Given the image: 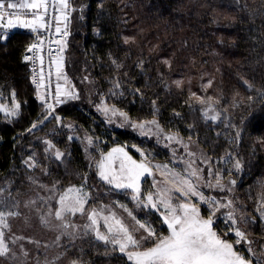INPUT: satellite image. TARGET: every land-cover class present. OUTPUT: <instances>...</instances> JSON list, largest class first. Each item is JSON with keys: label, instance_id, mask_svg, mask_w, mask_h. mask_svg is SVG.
I'll return each mask as SVG.
<instances>
[{"label": "trees", "instance_id": "1", "mask_svg": "<svg viewBox=\"0 0 264 264\" xmlns=\"http://www.w3.org/2000/svg\"><path fill=\"white\" fill-rule=\"evenodd\" d=\"M70 2L75 11L70 14L63 71L79 99L55 106L59 121L42 119L46 113L29 81L23 54L32 35L17 30L7 41L0 40V102L21 104L17 116L0 112V188L21 197L29 191H48L40 183L51 188L55 182L66 189L79 185L85 176L88 186L102 188L87 165L82 133L102 150L119 141L157 148L152 139L110 124L98 113L96 105L110 94L112 107L130 119H155L164 131L201 142L214 158L230 151L242 160V176L227 195L237 217L249 221L237 227L252 247L259 245L260 252L264 239L255 214L264 201V101L246 107L249 95L254 100L264 96V0ZM205 75L217 81L234 79L235 87L239 79L248 84L239 97L241 106L227 109L231 118L227 126L206 121L185 81L177 86L182 79ZM113 91L123 94L113 96ZM33 124L36 127L28 131ZM45 141L65 154L63 162L48 154ZM26 161L35 167H27ZM70 257L80 264H130L92 239L76 243Z\"/></svg>", "mask_w": 264, "mask_h": 264}, {"label": "snow or ice", "instance_id": "2", "mask_svg": "<svg viewBox=\"0 0 264 264\" xmlns=\"http://www.w3.org/2000/svg\"><path fill=\"white\" fill-rule=\"evenodd\" d=\"M75 11L70 0H0V40L7 41L9 38L8 30L27 29L30 33L35 34V42L26 48V53L33 55H25L24 61H33L34 57L40 60V81L45 79L43 73V44L44 37L40 33H48L53 31L57 37H67V31L70 14ZM63 25V27H61ZM127 43V38L125 39ZM59 45V48L53 50L51 44ZM64 51V44L61 39L49 41L47 55L50 58V65L55 64L56 79L61 78L67 81V77L63 73V58L59 54ZM56 59H52L53 56ZM115 63V61H114ZM32 82L37 84V88L43 87L42 83H37L36 69L32 68ZM49 80L51 72H49ZM179 86L180 81H177ZM211 81L208 82V86ZM120 88L117 82L116 89ZM138 91V90H137ZM119 91H113L112 95H122ZM15 91L12 97L15 98ZM196 96V93L192 94ZM55 103L57 105L66 104L72 100H78L79 94L74 89L64 90L57 83L54 92ZM203 103V97H197ZM43 100L44 97H41ZM209 100L212 97H208ZM250 108L252 104H259L264 101V96H259L255 100L251 95L248 97ZM236 106H241L237 103ZM50 110L42 119H47L54 111L53 105L48 104ZM21 108L20 103L14 102V107L7 110L6 106L0 102V112H4L7 116H17L18 110ZM97 109L112 122V116H115L116 110L108 107L97 106ZM264 110V109H262ZM213 111L212 107L203 110V116L206 121L217 122L222 113L215 110L214 114L209 115ZM155 115V112L153 113ZM119 116L130 127L139 129L141 132H155L157 135L162 131L156 120L141 121L139 123L128 120L127 114L119 111ZM52 119L60 120L58 115L52 116ZM148 125V127H146ZM36 127L32 125L28 131H32ZM240 137L239 131L236 132L237 140ZM163 139L169 143L176 142L186 151L187 160L181 157L186 163V167L178 172H173L172 188H157L160 181L153 177V166L143 162L138 163L124 150L123 147H115L106 155L102 156L100 162L96 165V175L103 186L106 187L107 194L128 196L136 207L141 211L151 213L157 216V221L161 228H166L167 235H162L154 226L155 222L148 221L143 217L138 218L133 210L127 205L122 204L119 200H114L112 205L104 204L92 195V189L88 186L87 177H83V183L79 186H70L67 190L61 189L57 183H53L51 188L40 183V188L48 189V194L37 195L34 199L29 200L25 207L35 206V210L40 212V221L44 225L51 223V220L58 221L57 227L62 229L56 240L59 242L61 236H67L69 239L75 237L78 228L82 227V235H91L96 242L105 246V251L118 252L126 257L130 264H264V260L260 258V254L253 249L252 241L248 239L247 234L237 227V224H247L249 221L244 217H237L236 208L233 200L227 195L231 193L236 185V180H230L227 184L222 183L226 176L239 175L243 172L244 163L242 160L231 154L227 160L221 161L226 168L217 166V162L211 157L197 158V154L189 150L188 145L183 144L181 140L173 136H164ZM69 139H73L69 137ZM191 139V136H189ZM89 144H92L89 138ZM48 150L54 146L45 141ZM138 152L139 148L136 149ZM56 161L63 162L64 153L56 150L54 152ZM141 155L145 154L141 152ZM32 158L30 157V160ZM29 168L35 167L34 163L26 161ZM157 170L163 169L165 174L171 170L168 165H157ZM205 168L207 173L205 174ZM153 177V191L142 190V181ZM37 181L33 180V184ZM203 189L218 190L226 193L224 196L206 195ZM5 189L0 188V257L8 259L16 258V252L9 247V242L16 245L18 241L28 239L29 243L33 241L30 238L17 236L14 239L6 240V230H10L8 219L10 217H18L21 215L19 211L20 201L11 198V192L8 197L3 196ZM195 198V199H193ZM93 201V203H90ZM175 201V203H174ZM96 204L100 207L97 208ZM87 206V208H86ZM113 206L120 208L127 216L134 221V224H128L122 217L113 211ZM203 211L207 214L202 215ZM221 209L228 211L222 212ZM219 213V215H217ZM79 214L81 218L87 220V223L80 226L73 219ZM51 218V219H50ZM261 219H264V213H261ZM103 221V227L106 231H101L100 222ZM223 223L225 229L218 232L217 225ZM71 229V231H69ZM140 231L139 237L136 232ZM229 234L234 239L235 244L230 242ZM39 246V242H35ZM244 244V248L235 246ZM20 250L25 256L23 244H19ZM264 249V245H261ZM247 253V256L245 255Z\"/></svg>", "mask_w": 264, "mask_h": 264}, {"label": "rangeland", "instance_id": "3", "mask_svg": "<svg viewBox=\"0 0 264 264\" xmlns=\"http://www.w3.org/2000/svg\"><path fill=\"white\" fill-rule=\"evenodd\" d=\"M69 26V31H70V19L68 22ZM63 27V25H61ZM68 36L66 37L65 42L63 43L65 45L67 41ZM64 51L61 53L62 58H64ZM64 73V71H63ZM65 74V73H64ZM66 76V75H65ZM67 77V76H66ZM192 79H194L192 81ZM205 79V80H203ZM200 77H188L187 79H182L180 81L181 83H184L188 85L189 93L191 95L193 93H196V96H193L196 102H199V108L200 111L203 114V110L208 108L209 106L212 107L213 111L209 112V115L214 114L215 110H219L222 115L220 119L217 122L213 123H223L225 126H227L229 123H231V118L230 115L228 114L227 109L233 108L237 103H239V97L243 96V91L244 89L248 88V84L245 83L242 79H235L236 81L238 80L239 85L237 84V87L233 85V80L234 79H228V78H222L219 81L216 79H212L211 76L205 75L204 78ZM57 80V79H56ZM211 81V85L208 86V82ZM64 90H67L69 88L73 89V86L71 82L67 79L61 78L59 81H57ZM35 91V97L37 101L41 104L43 110L47 114L50 110L47 107L46 101L44 99L42 100L41 97H43L39 90L34 89ZM212 97L211 100L208 99V97ZM197 97H203L204 101L203 103L201 102L200 99ZM112 97L110 94H106L102 99L101 102L96 105L102 107H108L110 109L109 115L111 116V110L113 109L112 105L110 104L109 100ZM5 105V104H4ZM54 111L51 112V116H56V110L55 106L57 105L54 102L52 103ZM6 106V105H5ZM14 107V102L11 105H7L6 109L11 110ZM117 110V109H116ZM19 111V110H18ZM98 113H101L102 116L105 117V115L102 114L101 111L97 109ZM119 111L118 110L115 114V116H112V122L115 124L117 127L120 128H129L132 132H134L137 136L144 138L147 137L149 139H152L156 144L154 149H149L147 147L139 148L135 145H129L127 142L119 141L117 145L112 146L108 150H102L100 144L95 142L92 137L89 135H85L84 133L81 134V137H83V142H82V148L84 151V155L87 161L88 167L95 173L96 175V165L100 162L102 159L103 155H106L109 151H111L115 147H123L126 152L134 160H136L138 163L143 162L146 164H150L153 166V177L155 180L160 181V183L157 185V188L163 187V188H172L173 193L174 192V185L172 183L173 172H178L183 170L186 167V163L181 160V157H184V160H187L186 156V151L185 149L181 146V144H178L176 142L169 143L167 140L163 139L162 137L164 136H173L178 138L179 140L182 141L183 144L188 145V148L190 151L195 152L197 154L198 162L199 158L201 155L203 157H211V159L215 162H217V166L220 168H226L230 165H226L225 163H221L223 160H227L229 155L231 154L230 151L226 152L222 158H214L213 156H210L207 154L206 149L203 148V145L201 142L196 143L194 141L189 140V138H184L180 136L179 134L173 133V132H167L164 131L160 125L159 128L162 130L159 135H157L155 132L149 133V132H141L139 129H134L133 127H130L128 123H126L120 116H119ZM4 115L5 113L2 112ZM9 117H14V116H9ZM106 118V117H105ZM128 120L139 123L141 121H136L132 120L127 116ZM107 121L109 122L108 118H106ZM150 120H155V119H146L142 121H150ZM112 122L110 124H112ZM212 122V121H211ZM70 128H72L69 125ZM148 127V125H146ZM89 138L92 141V144H89ZM104 141V139H102ZM54 147L51 150H48V146L46 145L45 150L50 154L52 157H54V152L56 150H59L55 147V145L51 142ZM95 144V146H94ZM139 148L140 151L138 152L136 149ZM162 149V150H159ZM60 151V150H59ZM264 151V147H263ZM62 152V151H60ZM141 152H143L145 155L142 156ZM63 153V152H62ZM232 155V154H231ZM235 157L234 155H232ZM157 165H168V168L171 170L168 174H165L164 170L161 168L159 170L156 169L155 166ZM205 174L207 173V168H205ZM242 176V173L239 175H231V176H226L222 180V183L227 184L228 181L235 179L236 183L238 179ZM153 177L147 178L145 181H142V190L146 191H153L155 192L156 189L152 188V183H153ZM96 178L98 179L97 175ZM99 181V180H98ZM83 182L79 183L81 185ZM99 184L101 182L99 181ZM79 185H71V186H79ZM236 186V185H235ZM68 186L67 188H69ZM64 189V190H67ZM92 189V195L99 201H102L104 204H109L112 205V202L114 200H119L120 203L127 205V207L130 210L134 211V214L140 218L143 217L144 219L155 222L154 226L156 227L157 231L160 232L162 235H167V230L166 228L162 229L160 223L156 222L157 221V216L152 215L151 213H147L145 211H141L139 208L136 207L135 203L131 201V199L128 196H125L123 194L120 195H113V194H105L107 192V189L105 186L102 185V188H98L96 186L90 187ZM42 190V189H40ZM202 190L205 192L206 195L210 196H224L226 195L223 192H219L218 190H212V189H203ZM44 192V193H43ZM45 194V196L48 194V191H29L25 195L21 197H15L14 195L11 194V198L19 200L20 201V207L19 211L21 213L20 216L18 217H10L8 219V223L10 225V230H6V240H9L10 238L14 239L17 236H23L26 238H30L33 242L29 243L28 239L18 241L16 245H13L12 243L9 242V247L13 248L14 251L16 252V258L14 259H8L6 257H0V264H80L79 261L76 260L74 257H70L71 250L75 246L76 243H79L81 241H84L85 239H92L94 240V237L91 235H82L83 228L80 227L75 233V237L73 239H69L67 236H61L59 242H57L56 238L58 235H60V232L62 229L57 227L59 224L58 221L51 220V223L48 225H44L41 223L39 217L41 215L40 212H37L35 210V206H30V207H25V204L31 200L34 199L37 195ZM3 196L8 197L9 192H3ZM195 199V198H193ZM90 203H93V201H90ZM175 203V201H174ZM96 207L99 208L100 205L96 204ZM87 208V206H86ZM113 211L117 213L118 216L122 217L128 224H134V221L131 220L130 217L127 216V213L123 212L122 209L117 208L113 206ZM222 212L228 211L227 209H221ZM261 213H264V201L262 200L259 205V209L256 212L255 215H257L258 219V224L260 225V231L264 239V219H261ZM202 215H207L203 211V206H202ZM51 219V218H50ZM77 225H84L87 223V220L84 218H81L79 214L73 218ZM100 227L101 231H106L103 227V221L100 222ZM225 225L223 223H219L217 225V230L218 232H222L225 228ZM71 231V229H69ZM136 236L139 237L140 231H137ZM229 239L230 242L235 244L234 239H232L231 234H229ZM39 242V246L35 242ZM19 244H23L24 246V251H26L28 254L25 256L23 252L19 248ZM70 247V251L66 253V248ZM237 248H244L245 245H238L235 246ZM259 245L257 247H253L254 250H256L257 253L260 254V257L262 256L263 252V257H264V249L261 248V251L258 252ZM247 256V253H245ZM264 260V258H262ZM129 262V261H128ZM130 263V262H129Z\"/></svg>", "mask_w": 264, "mask_h": 264}, {"label": "built area", "instance_id": "4", "mask_svg": "<svg viewBox=\"0 0 264 264\" xmlns=\"http://www.w3.org/2000/svg\"><path fill=\"white\" fill-rule=\"evenodd\" d=\"M67 31L69 32V26L67 27ZM41 37H44V44H43V53H41V55L43 56V73H44V77L45 79L43 81H40L39 77H40V69H41V64H40V60L36 59L34 57L33 61H28L25 62L27 65V70H28V74H29V81L31 86L36 89L39 90L40 94L44 97V101H46L47 104H52L55 100L54 97V92H55V87H56V80H55V65L51 64L50 65V58L47 55V50L49 48V41L51 40H55V39H61V43L63 44L66 40V37L61 38V37H57L54 35V25H53V31L52 32H48V33H40ZM35 42V34H32V40L30 42V44ZM29 44V45H30ZM28 45V46H29ZM27 46V47H28ZM51 47L53 48V50L59 48V45L52 43ZM25 55H33L32 53H26V50L23 54V58ZM61 56V53L59 54ZM52 59H56V56L54 55L52 57ZM24 60V59H23ZM35 67L36 69V78H37V83H42L44 86L37 88V84L32 82V68ZM49 72H51V78L49 80Z\"/></svg>", "mask_w": 264, "mask_h": 264}, {"label": "crops", "instance_id": "5", "mask_svg": "<svg viewBox=\"0 0 264 264\" xmlns=\"http://www.w3.org/2000/svg\"><path fill=\"white\" fill-rule=\"evenodd\" d=\"M17 30H22V31H25V32H28L30 34V31L27 30V29H14V30H8V35L11 33V32H14V31H17ZM2 31V30H0ZM55 79H56V71H55ZM57 81V80H56Z\"/></svg>", "mask_w": 264, "mask_h": 264}]
</instances>
